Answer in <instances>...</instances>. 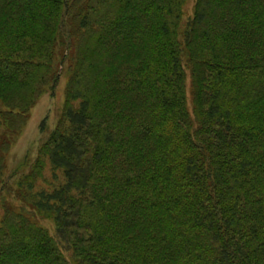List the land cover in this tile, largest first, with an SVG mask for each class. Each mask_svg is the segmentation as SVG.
Masks as SVG:
<instances>
[{
  "label": "trees",
  "instance_id": "trees-1",
  "mask_svg": "<svg viewBox=\"0 0 264 264\" xmlns=\"http://www.w3.org/2000/svg\"><path fill=\"white\" fill-rule=\"evenodd\" d=\"M0 199V264H264V0H0Z\"/></svg>",
  "mask_w": 264,
  "mask_h": 264
},
{
  "label": "rangeland",
  "instance_id": "rangeland-1",
  "mask_svg": "<svg viewBox=\"0 0 264 264\" xmlns=\"http://www.w3.org/2000/svg\"><path fill=\"white\" fill-rule=\"evenodd\" d=\"M191 3L185 6V13L190 15ZM66 75L62 74L57 86L51 92L43 93L29 112L24 125L17 136L14 137L5 158L4 181L12 183L16 178L12 177L15 172L27 171L36 157L39 146L45 141L48 134L54 128L65 101ZM45 181H50V171L45 169L43 173ZM38 185L46 187L41 179ZM5 193H2V196ZM11 202L15 203L13 200ZM3 209L0 199V215ZM41 225L53 232L52 225L48 221H40Z\"/></svg>",
  "mask_w": 264,
  "mask_h": 264
}]
</instances>
